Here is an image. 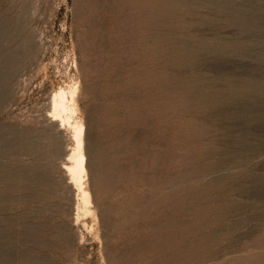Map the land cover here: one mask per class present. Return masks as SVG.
Instances as JSON below:
<instances>
[{
	"label": "rangeland",
	"instance_id": "1",
	"mask_svg": "<svg viewBox=\"0 0 264 264\" xmlns=\"http://www.w3.org/2000/svg\"><path fill=\"white\" fill-rule=\"evenodd\" d=\"M0 264H264V0H0Z\"/></svg>",
	"mask_w": 264,
	"mask_h": 264
},
{
	"label": "bare ground",
	"instance_id": "2",
	"mask_svg": "<svg viewBox=\"0 0 264 264\" xmlns=\"http://www.w3.org/2000/svg\"><path fill=\"white\" fill-rule=\"evenodd\" d=\"M54 103V115H59L62 116L66 110V102H65V97L63 95H60L58 97H54L53 99ZM84 131V128L81 127L78 134L81 135ZM81 147V144L79 145ZM76 161H75V166H69L70 171H80L83 173L86 169V155L83 152V148H80L75 155ZM68 166V165H67ZM66 167V166H65ZM67 168V167H66Z\"/></svg>",
	"mask_w": 264,
	"mask_h": 264
}]
</instances>
